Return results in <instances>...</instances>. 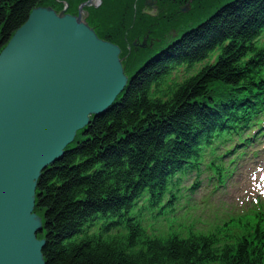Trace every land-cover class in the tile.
Returning a JSON list of instances; mask_svg holds the SVG:
<instances>
[{
    "label": "trees",
    "instance_id": "1",
    "mask_svg": "<svg viewBox=\"0 0 264 264\" xmlns=\"http://www.w3.org/2000/svg\"><path fill=\"white\" fill-rule=\"evenodd\" d=\"M134 1L124 19L120 4L101 11L102 38L120 36ZM154 1L162 12L174 8V0L162 7ZM44 5L47 0H0V51ZM114 19L120 21L111 24ZM125 37L116 42L121 48ZM208 58L213 62L193 76L171 79L183 65ZM130 77L109 109L91 118L37 180L33 211L42 218L37 237L46 240L45 264H264V212L206 231L179 223L158 233L134 211L147 199L166 216L181 175L198 170L206 150L240 137L264 114V0L219 7ZM212 162L220 176L222 166Z\"/></svg>",
    "mask_w": 264,
    "mask_h": 264
},
{
    "label": "water",
    "instance_id": "2",
    "mask_svg": "<svg viewBox=\"0 0 264 264\" xmlns=\"http://www.w3.org/2000/svg\"><path fill=\"white\" fill-rule=\"evenodd\" d=\"M92 1L76 15L34 8L0 51V264H45L37 180L130 80L81 17Z\"/></svg>",
    "mask_w": 264,
    "mask_h": 264
},
{
    "label": "rangeland",
    "instance_id": "3",
    "mask_svg": "<svg viewBox=\"0 0 264 264\" xmlns=\"http://www.w3.org/2000/svg\"><path fill=\"white\" fill-rule=\"evenodd\" d=\"M87 1L88 0H47V5L44 6L52 8L56 13L64 10L67 14L76 15L78 13V7ZM169 1L170 0H161L159 1V6L162 7L163 4H167ZM178 1H184V3L180 5L181 2ZM230 1L232 0H197L191 3V0H174V8L171 9L168 7L162 12L163 8L158 7L157 10L156 1L154 0H135L131 13H128L126 16L122 33L118 38H113L115 42L111 40V42H109L119 47V59L121 60L123 69L126 70L127 75L130 77L147 60L160 54L167 46L177 41L184 33L195 29L219 7ZM111 2L112 0H96L83 8L88 26L95 31L99 39L105 40L102 38V33L107 32L101 11L107 8L109 9V7L119 10L120 7L123 6H117L114 0L112 3ZM126 2L128 4L129 0H126ZM154 6H156V9ZM176 9L178 11L174 12ZM182 9L185 10L183 11ZM170 11L173 13L165 17H160L166 15V13ZM151 18L157 19L153 21L150 20ZM119 21L120 20L114 19L110 22L116 25ZM136 33H139V36L134 35ZM123 35H127V37H125V44L121 45V48L116 42H119ZM132 36L134 37L133 40H131ZM144 42L145 46L143 48L140 47ZM121 51L123 52L121 53ZM217 55L218 51H216L214 57ZM212 62L213 60L210 62V58H208L192 66L183 65L171 74V79L182 81L193 76L201 68ZM220 150L221 147L217 153H220ZM210 155L211 151L206 150L204 160L208 161ZM200 175L198 176L200 177L199 185L202 184V186H204L206 184L205 174ZM195 176V172H188L181 175L178 187L180 188L181 195H184V198L180 196L176 205L166 210V216H159L156 211H149L147 209V205L149 204L147 199H143L135 207L134 211L136 210V212L140 213L142 225H144L148 231L155 230L158 233L161 231L163 232L170 228V226L176 227L179 223L185 226L192 225L195 229L206 231L232 215L229 207L224 203L222 195L215 204V201L206 197V189L197 191L194 194L191 193V195L188 194L189 192L186 188L191 186ZM230 192H234L233 189H231ZM185 194L188 195L186 196ZM169 199L171 198L166 196L164 202ZM142 202H144V204ZM37 239L41 240L39 237H37Z\"/></svg>",
    "mask_w": 264,
    "mask_h": 264
},
{
    "label": "bare ground",
    "instance_id": "4",
    "mask_svg": "<svg viewBox=\"0 0 264 264\" xmlns=\"http://www.w3.org/2000/svg\"><path fill=\"white\" fill-rule=\"evenodd\" d=\"M93 1H96V0H93ZM117 4H120V6L121 5H123V7H122V10H121V12H120V15L122 16V18L124 19V17H125V14H126V11H127V8L129 7V5L127 4V2H126V0H114ZM84 10V9H83ZM171 13H173V12H168V13H166V15H164V16H162V17H165V16H168V15H170ZM81 17H83L84 18V20L86 21V17H85V12L83 13V14H81ZM82 18V19H83ZM122 19V20H123ZM87 23V22H86Z\"/></svg>",
    "mask_w": 264,
    "mask_h": 264
},
{
    "label": "flooded vegetation",
    "instance_id": "5",
    "mask_svg": "<svg viewBox=\"0 0 264 264\" xmlns=\"http://www.w3.org/2000/svg\"><path fill=\"white\" fill-rule=\"evenodd\" d=\"M154 8L156 9V6H154Z\"/></svg>",
    "mask_w": 264,
    "mask_h": 264
}]
</instances>
